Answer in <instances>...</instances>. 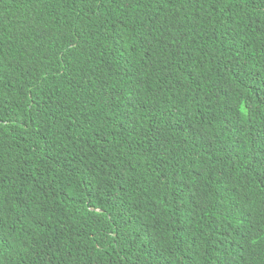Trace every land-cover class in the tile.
<instances>
[{
  "label": "trees",
  "instance_id": "16d2710c",
  "mask_svg": "<svg viewBox=\"0 0 264 264\" xmlns=\"http://www.w3.org/2000/svg\"><path fill=\"white\" fill-rule=\"evenodd\" d=\"M0 264H264V0H0Z\"/></svg>",
  "mask_w": 264,
  "mask_h": 264
}]
</instances>
